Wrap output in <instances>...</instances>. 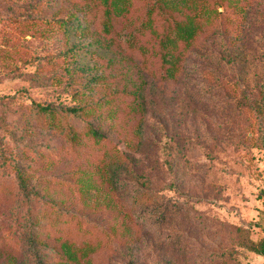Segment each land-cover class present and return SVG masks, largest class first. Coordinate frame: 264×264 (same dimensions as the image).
<instances>
[{
    "label": "rangeland",
    "instance_id": "obj_1",
    "mask_svg": "<svg viewBox=\"0 0 264 264\" xmlns=\"http://www.w3.org/2000/svg\"><path fill=\"white\" fill-rule=\"evenodd\" d=\"M70 8L65 0H0V264H30L23 223L28 209L46 207L45 193L62 197L61 211L99 241L90 264H264L252 248L264 232V0L241 20H222L239 36L198 43L187 60L196 72L177 82L164 78L150 52L114 47L97 18L66 36L48 28L47 20ZM199 69L209 74L196 75ZM124 88L138 94L112 102L126 137L94 113L67 117L76 127L99 125L126 156L129 174L115 185L102 170L85 179L74 173L82 162L66 151L61 134L40 128L34 103L71 107ZM76 91L86 95L77 98ZM96 160L93 170L100 168ZM16 165L40 197H21ZM76 179L83 188L70 186ZM145 190L159 209L166 204L168 221L155 224L132 202ZM112 223L127 243L108 235ZM43 257L56 264L51 250Z\"/></svg>",
    "mask_w": 264,
    "mask_h": 264
},
{
    "label": "trees",
    "instance_id": "obj_2",
    "mask_svg": "<svg viewBox=\"0 0 264 264\" xmlns=\"http://www.w3.org/2000/svg\"><path fill=\"white\" fill-rule=\"evenodd\" d=\"M65 1L71 8L65 11L64 16L59 15L57 19L47 20L48 28H59L66 36L81 32L86 26L87 17L97 18L98 31L114 47L123 51H135L140 56L150 52L159 60L164 78L174 82L186 80L190 74L196 72L188 66L187 60L198 43L217 35L233 38L239 36L238 32H229L222 20H241L245 18L248 6L259 5L261 2V0H139L137 8L133 0ZM219 7L221 10H218ZM150 35L155 41H147ZM195 74L209 73L199 69ZM76 95L77 98H82L86 94L84 91H76ZM119 96L138 99L135 90L124 88L119 94H106V99H90L71 107L57 108L50 104L34 103L35 118L40 128L61 134L66 151L82 162L83 167H78L74 173L90 179L102 170L106 183L111 186L116 184L121 173L125 176L129 174V167L124 166L126 156L118 155L117 149L99 125L87 121L76 127L70 124L67 117L77 118L94 113L92 116L99 121L106 118L117 134L126 137L123 133L125 129L119 124V119L117 121V112L112 107L113 100ZM261 111L264 112V109ZM132 140L129 137V141ZM138 142L135 141L133 146H137ZM93 159H97L100 168L93 170L95 162ZM14 168L21 197L27 202L40 197L35 185L26 176L25 170L17 165ZM80 181L82 180L76 179L70 186L81 189L84 185L79 183ZM86 188L80 192L78 199L80 203L86 200ZM259 196L264 205V188L259 191ZM40 199L46 207L38 213L28 209L23 223L21 243L30 264H49L43 257L45 250L52 251L56 264H79L82 258L83 264H90L92 258L90 255L99 241L94 239L95 237L88 238L91 232L75 219L73 214L61 211L64 202L62 197H53L45 193V198ZM132 202L153 214L155 224L161 225L168 221L166 204L159 209L161 202H158L150 190L140 192L133 197ZM107 233L121 243H127L123 240L126 236L125 231L117 227L116 223L110 225ZM252 248L264 259V232L257 245Z\"/></svg>",
    "mask_w": 264,
    "mask_h": 264
}]
</instances>
